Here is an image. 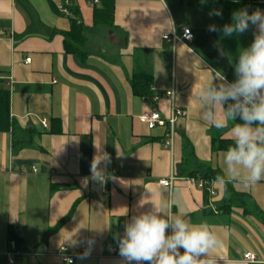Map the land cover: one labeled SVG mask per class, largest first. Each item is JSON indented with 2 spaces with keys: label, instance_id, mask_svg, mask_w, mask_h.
Segmentation results:
<instances>
[{
  "label": "crops",
  "instance_id": "obj_1",
  "mask_svg": "<svg viewBox=\"0 0 264 264\" xmlns=\"http://www.w3.org/2000/svg\"><path fill=\"white\" fill-rule=\"evenodd\" d=\"M60 1L0 0V88L9 92L13 122L12 132H0V264H8L12 237L20 253L13 264H67L62 246L72 264H125L118 248L125 224L169 203L173 214L210 226L220 241L210 252L217 264H264V180L228 183L240 197L230 203L223 184L210 183L211 197L182 171L189 162L190 170L202 164L225 174L219 146L233 142L232 122L223 129L206 122L197 92L215 72L236 79L256 27L231 37L210 32L211 24L222 28L218 20L187 0H74L85 41L66 53L70 17L58 11ZM254 1L264 11V0ZM182 28L191 42L162 40ZM135 75L150 76L156 102L133 94ZM172 86L171 102L163 93ZM172 104L186 115L173 123L170 151L162 147L167 127L148 130L138 118L157 111L166 120ZM170 176V188L158 185ZM86 241H94L91 254L80 259ZM247 252L254 263L242 261Z\"/></svg>",
  "mask_w": 264,
  "mask_h": 264
},
{
  "label": "clouds",
  "instance_id": "obj_2",
  "mask_svg": "<svg viewBox=\"0 0 264 264\" xmlns=\"http://www.w3.org/2000/svg\"><path fill=\"white\" fill-rule=\"evenodd\" d=\"M209 16H222V11L213 9ZM250 25L256 27V33L250 46L239 52L236 79L229 82L222 73L215 72L197 92L206 122L217 129L232 122L233 144L224 153L225 174L215 179L221 184L240 182L255 186L264 180V11L249 13L247 8L238 9L233 12L231 23L222 28L211 24L208 31L231 37L246 32ZM99 163L100 160H93L92 171L102 181ZM165 208L154 206L125 224L118 239L119 255L125 264H217L210 252L220 241L210 226L173 214L170 203ZM85 243L88 247L80 259L91 254L94 241Z\"/></svg>",
  "mask_w": 264,
  "mask_h": 264
},
{
  "label": "trees",
  "instance_id": "obj_3",
  "mask_svg": "<svg viewBox=\"0 0 264 264\" xmlns=\"http://www.w3.org/2000/svg\"><path fill=\"white\" fill-rule=\"evenodd\" d=\"M70 6L69 11L71 13L70 16V31L64 36V50L66 53H75L76 46H81L85 37L83 35L84 28L81 23L77 22V12L73 10L72 2L74 0H69ZM189 5H195L206 9L207 11H212L213 9H219L222 11V16H214L220 25L231 23L232 22V14L234 11L238 9L247 8L249 13L255 11L259 5L254 0H220V1H212V0H187ZM100 18L95 17L94 22H100ZM254 26L249 27L247 32L252 31ZM150 76L143 75H135L131 79V89L135 96L146 99L147 101H152L153 97L151 95V91L149 90L150 85ZM13 122L9 117V92L5 89L0 88V132H12ZM233 142H228L223 145H220L219 148L227 149ZM215 149L214 146L212 147ZM189 162H184L182 164V171H187V178H196L203 180L206 183V188L203 189V192L207 194V188L211 182L215 181L218 175H222L218 170H212L207 166L202 164H196L195 169L190 170ZM189 168V169H188ZM224 188V197L227 198V201L233 203L237 201L240 197L235 193L230 184H223ZM69 215L61 220L55 228H53L50 232L55 231L57 228L61 226L67 219ZM49 233L46 234L42 241L45 242L47 240ZM13 237L10 241L14 243V246L17 247V243L13 241Z\"/></svg>",
  "mask_w": 264,
  "mask_h": 264
},
{
  "label": "built area",
  "instance_id": "obj_4",
  "mask_svg": "<svg viewBox=\"0 0 264 264\" xmlns=\"http://www.w3.org/2000/svg\"><path fill=\"white\" fill-rule=\"evenodd\" d=\"M98 4V0H91L88 2L89 6H94ZM69 6H70V1L69 0H61L57 9L58 11L66 16L70 17L71 13L69 11ZM192 33L189 29L187 28H182L179 34H176L175 32H172L171 34H165L162 36V40L175 44V43H189L192 41ZM26 63L29 62V59L25 60ZM163 96L169 99L172 102L173 96H174V88H170L168 91L163 93ZM160 96L154 95L152 101L156 102L159 99ZM185 112L182 110L177 109L173 104L170 107V116L168 119H163L160 114L157 111H150L147 113H143L139 118L138 121L145 125V127L148 130H152L156 127L164 128L167 127L166 134L164 136V139L162 141V147L166 150H172L173 147V137H174V131H173V123L176 119L178 118H184L185 117ZM46 122L43 120L42 121V127L46 128ZM32 172H34V169H32ZM190 184L196 186L198 189L203 190L206 188V183L203 180L196 179V178H187ZM174 178L173 176H170L167 179H162L158 182V185L163 188H170ZM207 192L211 197L214 196V192L212 189L207 188ZM183 251V249H182ZM112 253H116L114 249H111ZM20 253L16 252L15 246L13 242L9 243V253L7 254L8 256V264H13V257L19 256ZM58 255L61 256L67 264H72L73 259L68 256V248L62 246L58 250ZM242 261L246 263H254L255 262V256L247 252L242 255Z\"/></svg>",
  "mask_w": 264,
  "mask_h": 264
}]
</instances>
